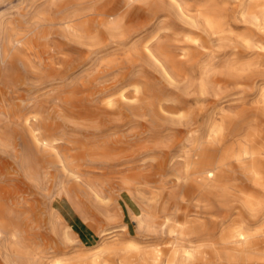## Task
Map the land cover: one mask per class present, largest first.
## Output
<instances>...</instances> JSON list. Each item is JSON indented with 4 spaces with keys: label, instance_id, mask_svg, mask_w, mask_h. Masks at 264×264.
<instances>
[{
    "label": "rangeland",
    "instance_id": "1",
    "mask_svg": "<svg viewBox=\"0 0 264 264\" xmlns=\"http://www.w3.org/2000/svg\"><path fill=\"white\" fill-rule=\"evenodd\" d=\"M242 1L0 0V264H264L262 236L224 244L264 217L243 208L264 157L217 184L195 169L252 132L264 152V30Z\"/></svg>",
    "mask_w": 264,
    "mask_h": 264
},
{
    "label": "bare ground",
    "instance_id": "2",
    "mask_svg": "<svg viewBox=\"0 0 264 264\" xmlns=\"http://www.w3.org/2000/svg\"><path fill=\"white\" fill-rule=\"evenodd\" d=\"M166 1L171 6L172 5H174L175 7L177 6L175 0H166ZM262 1L263 0H243L242 4H241V7H242L241 16L244 18V20L247 24L252 25L253 27L257 28L258 30L259 29L264 30V5L262 4ZM108 30H111V29H108ZM112 31L113 32H115V31L119 32L118 28H113ZM151 45H152V43H151ZM257 48H259V47H257ZM158 49H160V48H158ZM152 52H154V51H152ZM257 102L264 105V93L262 94L261 99ZM229 120L230 119H228L227 123H229ZM213 126H215V123L214 124L212 123L207 129V135L210 137V139H211L210 128H212ZM215 129L218 133H221V131L223 130L222 122H220L219 124H216ZM216 131H214V132H216ZM253 135H254V133L252 132V133L248 134L245 138L251 144H245L246 146L244 144L243 145L241 144L239 149H238L239 150L238 153L236 155L232 156L235 158H237V157L242 158L243 159L242 163L245 162L244 163L245 165L248 164L249 172H250L251 176L259 174L260 170H259V167L257 166L259 163L258 160L261 157H264V152L252 144ZM43 143L47 144L48 142L43 141ZM204 153H206V152H204ZM215 167H216V164H211L206 159H205V161H201V163H198L197 165H195V169L198 170L203 175L212 173L214 171ZM203 180H204V178H203ZM262 203L263 204H261V207L258 209L256 207H252L248 204H243V208H245V211L248 212V214L251 216V218H255V217H258V214H260L261 212L264 211V200ZM166 217L167 216H165L164 217L165 219L163 220V222H161L163 224V226L167 227V225H170V224L173 225L174 224L173 220L170 218H166ZM246 223H247V221H242V223L240 222L238 227L229 228L228 230H226V233H225L226 236H225L224 244L231 243V242H235V243L243 242V241H246L249 239H255V237H257V236H262L264 238V217H263V219L259 225L256 224V225L247 226ZM177 226L181 227L182 225H177ZM166 227H164V228H166ZM195 249L196 248H194L193 246L191 248H183L184 254H185L184 260L189 259L190 258V252L189 251H194ZM243 257H244V254H241V253L227 252V253H225L224 259H218V262L223 263V264H238L237 259H242ZM240 264H248V263H245V261H243V259H242Z\"/></svg>",
    "mask_w": 264,
    "mask_h": 264
},
{
    "label": "crops",
    "instance_id": "3",
    "mask_svg": "<svg viewBox=\"0 0 264 264\" xmlns=\"http://www.w3.org/2000/svg\"><path fill=\"white\" fill-rule=\"evenodd\" d=\"M240 145L241 144H237L235 147H227V149L226 150H224V152H223V159H221V160H219L218 161V163H216V167H215V169H214V171H213V173H212V176H211V178H209L207 181H210V182H213L214 184H217L218 182H219V179L225 174V168H226V166H227V179L229 178V176H231V175H229V173H230V169H229V167H228V164H229V161L231 162V161H233V162H235L237 165H240V166H238L237 168L238 169H240V167H242L244 170H245V172L244 173H246L247 171H248V169H247V165H245L244 163L245 162H243L242 163V161H243V159L242 158H235V157H232L233 155H236L237 153H238V149H239V147H240ZM227 158V159H226ZM242 159V160H241ZM226 163H227V165H226ZM241 170V169H240ZM242 179L244 180V181H246V183L247 184H249L248 182H247V180L242 176ZM218 186V185H217ZM216 186V187H217ZM215 187V188H216ZM220 189V185L217 187V189ZM212 189H214V186H212ZM231 189H233V186H232V184L230 183V182H228L227 181V192H229ZM234 190V189H233ZM240 191H241V189H240ZM240 191H237V192H239L240 194H241V192ZM228 194V193H227ZM244 199H245V196L243 197ZM246 200V199H245ZM245 200H243L244 202H246V204H248V205H250V206H256L257 207V203H255V201H251V200H247V201H245ZM251 217V216H250ZM248 220H250L249 218H248ZM248 222V221H247Z\"/></svg>",
    "mask_w": 264,
    "mask_h": 264
}]
</instances>
